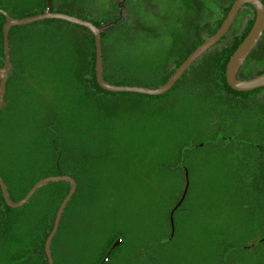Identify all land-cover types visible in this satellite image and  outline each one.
Wrapping results in <instances>:
<instances>
[{
	"label": "trees",
	"instance_id": "obj_1",
	"mask_svg": "<svg viewBox=\"0 0 264 264\" xmlns=\"http://www.w3.org/2000/svg\"><path fill=\"white\" fill-rule=\"evenodd\" d=\"M234 1L203 0L191 11L183 5L186 19L177 22L173 37L163 39L145 31L147 23L158 25V21L144 11V0H50V9L103 28L100 38L104 82L155 89L217 31ZM243 6L251 11L246 21L236 28L231 23L226 33L168 91L158 96L101 88L95 78L94 38L87 27L45 19L8 29L10 65L0 124L34 121L25 124L31 138L23 145L22 163L14 166L7 160L9 155L4 159L0 155V178L7 198L19 202L37 181L48 176L67 175L76 182L50 241L52 264H99L118 239V247L103 262L117 264L114 250L131 246L129 234H113L102 228L94 231L89 221L81 218L86 209H79L92 198L100 180L117 162H124L125 172L127 164L135 168L132 179L161 174L167 194L173 196L165 214L168 231L162 237L132 245L138 251L133 264H178L166 257L170 253L166 248L176 231L180 232L190 220L187 210L194 207H199L195 210L197 221L216 226L212 251L204 256L203 264H264V87L236 91L225 77L230 56L254 21V8ZM45 8V0H0V9L14 19L43 13ZM127 10L135 16L133 21L125 20ZM4 21L0 14V67L4 64ZM263 72L264 68L243 74L240 68L236 78L247 80ZM131 94V98L144 104L145 112L157 104L161 106L165 119L175 127L176 132L161 133V147L149 148L148 142L143 147L118 151L119 144L113 145L105 138V129L119 132L104 122L111 114L109 106L116 95L120 101ZM187 105L193 117L186 116ZM30 111L32 118L26 114ZM214 120L220 125L228 121L226 129L231 130L226 137V131L209 126ZM198 124L202 126L192 140L190 128L196 129ZM237 125L242 132L234 133ZM144 136L149 140L147 132ZM117 138L121 141V136ZM211 143L215 145L210 146ZM115 151L122 159L112 158ZM208 163L218 166L222 174L207 181L206 164L212 166ZM195 164L193 171L191 165ZM206 182L210 184L207 188ZM70 188L69 180L46 182L19 208L7 206L0 189V264H48L45 241ZM217 189L220 191L216 194L213 191ZM212 192L214 198L203 205ZM224 203L227 219L215 220ZM208 204L215 212L209 220L205 216ZM78 224L83 230L80 244L74 237ZM226 225L231 228H224ZM62 240L71 249L63 248Z\"/></svg>",
	"mask_w": 264,
	"mask_h": 264
},
{
	"label": "rangeland",
	"instance_id": "obj_2",
	"mask_svg": "<svg viewBox=\"0 0 264 264\" xmlns=\"http://www.w3.org/2000/svg\"><path fill=\"white\" fill-rule=\"evenodd\" d=\"M199 2H203V0H157V2L144 0V11L152 13L153 15L151 16L158 21V25L147 23L149 26H145V31L154 37L162 39L173 37V34L177 31V22L180 19H186L184 14L187 9L185 10L182 6L184 5L188 9L190 8L191 11L194 5H197ZM169 7L171 8L168 9ZM179 7L181 10L178 9ZM250 13L249 8L242 6L232 21L233 28L238 27L240 23H244ZM125 15V20H134L135 16L132 15L131 11L127 10ZM240 68L243 74L256 72L264 68V31L256 45L244 59ZM115 97L118 99V95ZM131 97L132 94L130 97H126L125 100L118 101L115 99L113 104L109 106L111 114L104 122L106 125L110 124L112 127H117L119 132L116 134L114 130L105 129V138L113 143V145L118 143V151L124 148L129 150L134 149V146L143 147L142 145H147L148 142L149 148L154 147V149H157L161 147V133L167 131L176 132L175 127L173 128L167 122L161 106L157 104L156 108L145 112L144 104L136 100V98L133 99ZM46 99L50 104L51 99L48 95ZM186 108L184 110L187 113L186 116L193 117L190 106L187 105ZM26 114L31 118L33 117L32 111L26 112ZM32 121L34 120L26 121V119H22L23 123H17V126L15 123H9V121L6 124H0V155L2 159L9 155L7 160L13 162L15 164L14 166L22 163L20 154L23 150V145L28 143L31 138V135L25 129L27 127L25 124L27 122L31 123ZM203 121L205 125V119ZM201 126V124H198L196 129L195 126L190 128L192 129V136H190L192 140L197 138L198 135L194 133ZM209 126L226 131V133L222 132L224 137L229 133L227 131L231 130L226 129V127H229L228 121H223V125H220L219 121L214 120V122H210ZM233 128H235L234 133L243 131L238 125ZM146 132L149 140H145L147 138L144 136ZM231 135L233 136V133ZM118 136H121V141L118 140ZM151 142L155 143L152 144ZM240 144L242 143L240 142ZM212 145H215V143H211L210 146ZM220 145L224 146L225 143ZM118 151H115L114 154L112 153V158L115 161L122 159ZM150 155L151 153L148 154V156ZM211 155L213 154L211 153ZM208 165L212 164L208 163ZM124 166V162H117L116 166L111 167L109 173L105 175L102 181L100 180L101 184H98L96 189L98 192L95 191L94 196L92 195V198L88 199L86 204H81V208L79 209H86L82 213L81 218L88 220L94 231L98 232L102 228L113 234L116 232L123 236H128L129 234V237H131V246L133 245L135 247L146 242L147 239L154 240L156 237H162L166 234L168 231V226L165 224L166 208L171 203L173 196L167 194L168 187L165 185L164 177L161 174L144 175L142 179L136 180L135 178H130L131 172L135 168H131L127 164L125 172ZM191 168L195 171L197 165L195 164L194 167L191 165ZM120 169L122 170L120 171ZM218 170L219 167L215 164L212 166H207L206 164L205 180H213L222 174ZM120 172H122L121 175ZM205 184L206 188L210 185L208 182ZM219 191L217 189L213 192L217 194ZM213 192L207 200H204L203 205L210 202L214 195ZM225 207L226 203H224L223 211L215 215V220L227 219L229 213ZM198 208L194 207L187 210L190 212L188 216L190 220L182 225L180 232L176 231L174 239L166 248L170 252L166 257H172L173 261L178 262V264H203L204 256L208 255V251H212L213 246L210 244L214 240L216 226L215 224H211V222L197 221L196 216L198 215L195 216V213H198V211L195 210H198ZM206 211L207 214L205 216H208V220L214 218L215 212L210 208L209 204L206 206ZM200 218L202 219L201 215ZM81 228L82 225L78 224L77 230H75L77 233L74 235L78 244H80L83 235ZM224 228H231V225H226ZM61 246L67 248L66 250L71 249L64 240H62ZM131 246L130 244L122 245L120 248L114 250L113 256L117 264H133V260L136 259L138 251Z\"/></svg>",
	"mask_w": 264,
	"mask_h": 264
},
{
	"label": "water",
	"instance_id": "obj_3",
	"mask_svg": "<svg viewBox=\"0 0 264 264\" xmlns=\"http://www.w3.org/2000/svg\"><path fill=\"white\" fill-rule=\"evenodd\" d=\"M46 8L43 13H39L36 15L14 19L8 16V14L0 9V14H2L5 18V21L2 25V36H3V48H4V64L0 67V110L3 105L4 100V93H5V85H6V75L10 65V49H9V40H8V29L14 26H21L30 24L33 22H37L40 20L45 19H59L64 20L66 22L80 25L87 27L94 38V45H95V78L97 84L107 90L112 92H130L136 94H143V95H151V96H158L166 91H168L175 82L180 78V76L186 71V69L197 59L199 58L205 51H207L210 47H212L227 31L229 26L231 25L233 19L235 18L239 9L245 5L249 4L254 8L255 16L253 24L245 36V38L241 41L238 47L235 49L233 54L230 56L225 69V77L228 85L236 91L244 92V91H251L254 89H258L264 87V72L247 80H241L236 78L237 71L240 69L244 59L256 45L258 40L260 39L263 31H264V4L261 0H235L229 9L226 17L222 21L220 27L217 31L208 38L205 42H203L200 46H198L190 55L180 64L177 70L171 75V77L160 87L155 89H147L138 86H129V85H113L108 84L103 81L101 76V68H102V47H101V38L100 32L103 28L96 27L93 23L79 19L77 17L67 15L64 13L59 12H52L50 9V0H45ZM106 28V27H105ZM57 180H69L71 182V188L68 192V195L63 199L62 203L60 204L55 220L53 223V227L46 238L45 241V254L47 257L48 264H52L51 254H50V241L56 232L58 224L61 219L62 212L64 210L65 205L67 204L69 198L73 195L76 182L73 178L67 175H60V176H48L45 178L40 179L37 181L27 192L25 198L20 200L17 203H13L8 200L7 193L5 191V186L0 178V189L2 192V196L7 204V206L11 208H19L25 204L27 199L33 194V192L40 187L41 185L45 184L49 181H57ZM120 240H116L108 250L105 255L103 261L99 264H103L105 260H107L111 251L119 245Z\"/></svg>",
	"mask_w": 264,
	"mask_h": 264
}]
</instances>
